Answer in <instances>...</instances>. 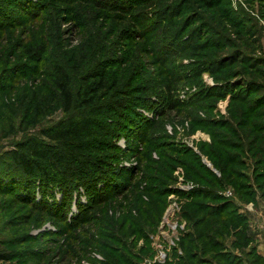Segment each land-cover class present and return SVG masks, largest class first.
<instances>
[{"label":"rangeland","instance_id":"1","mask_svg":"<svg viewBox=\"0 0 264 264\" xmlns=\"http://www.w3.org/2000/svg\"><path fill=\"white\" fill-rule=\"evenodd\" d=\"M96 64L95 179H28L12 155L56 143L57 70L84 90ZM0 254L264 264V0H0Z\"/></svg>","mask_w":264,"mask_h":264},{"label":"trees","instance_id":"2","mask_svg":"<svg viewBox=\"0 0 264 264\" xmlns=\"http://www.w3.org/2000/svg\"><path fill=\"white\" fill-rule=\"evenodd\" d=\"M15 4L17 5V2ZM90 72L88 81H92L88 83L87 88L74 91L71 88L68 74L62 68L57 70L54 83L60 97L62 111L67 116L42 131L45 137L56 143L42 144V146L35 145V143L25 145L21 143L12 155L16 163L14 165L28 179L37 178L38 184L42 181V185L45 187L54 184L68 187L67 177L73 179L72 175L86 184L95 179L93 171L87 168L94 169L99 164L90 161L85 153L102 149L97 140H101L100 137L105 133H103L104 128L99 117L100 114L108 113V111L103 104H96V100L97 94L105 89L107 75L104 67L98 64L94 65ZM74 110H82L86 113L76 117L72 115ZM97 160L100 161V158ZM73 169L77 171H72ZM211 244V240L204 241L202 248L209 247ZM10 258L9 254H0V260H9ZM196 261L198 262L197 259Z\"/></svg>","mask_w":264,"mask_h":264}]
</instances>
